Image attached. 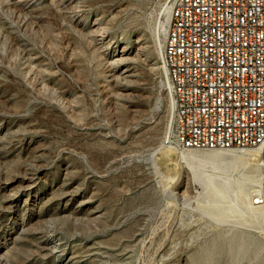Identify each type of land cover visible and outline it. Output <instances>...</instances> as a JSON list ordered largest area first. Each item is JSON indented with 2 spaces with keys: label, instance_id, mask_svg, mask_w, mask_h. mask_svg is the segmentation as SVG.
<instances>
[{
  "label": "rangeland",
  "instance_id": "1",
  "mask_svg": "<svg viewBox=\"0 0 264 264\" xmlns=\"http://www.w3.org/2000/svg\"><path fill=\"white\" fill-rule=\"evenodd\" d=\"M171 1L64 0L31 11L0 1V264H60L41 248L51 219L48 242L68 254L97 248L82 264H208L207 250L232 234L245 236V250L234 258L213 248L220 264H264V218L249 209L211 217L195 177L203 150L182 157L165 144L173 109L157 43ZM122 47L124 59H106ZM123 67L133 75L119 76ZM240 168L227 172L233 184ZM243 169L254 171L249 197L264 209V154ZM26 176L34 188L12 212L4 197ZM62 182L75 194L65 210L54 194ZM84 199L99 216L83 217Z\"/></svg>",
  "mask_w": 264,
  "mask_h": 264
},
{
  "label": "built area",
  "instance_id": "2",
  "mask_svg": "<svg viewBox=\"0 0 264 264\" xmlns=\"http://www.w3.org/2000/svg\"><path fill=\"white\" fill-rule=\"evenodd\" d=\"M161 63L173 101L167 146L262 143L264 0H172Z\"/></svg>",
  "mask_w": 264,
  "mask_h": 264
},
{
  "label": "bare ground",
  "instance_id": "3",
  "mask_svg": "<svg viewBox=\"0 0 264 264\" xmlns=\"http://www.w3.org/2000/svg\"><path fill=\"white\" fill-rule=\"evenodd\" d=\"M0 1L17 8L19 11H31L33 6L36 3L46 2L49 4L59 5L63 3L64 0H0ZM169 10H170V7L167 6L166 7V22L160 23V27H161L160 30H162L163 32H166L167 24L169 21ZM94 23L95 22L93 21L90 27L95 26ZM135 42H137L136 45L138 46L141 45L138 39H136ZM157 45L160 48V51L162 53L163 44L161 42L160 35H158ZM124 50L125 49L123 47L116 51L113 50V52L109 56H107L106 59H108V61L111 63L116 62V61H121L122 59H124L125 57L124 55L126 54ZM114 74L115 72L113 71L112 75ZM117 74L123 78H126L128 76H132L133 72L127 67H123ZM164 74L167 79L166 71H164ZM168 88L170 91V85L168 86ZM170 102L172 104V109H173L172 99H170ZM172 120H173V116H172ZM172 120H171V123H172ZM263 149H264V140H262L261 144H259L256 147H252V148H243V149H221V148L194 149V148H189V149L179 150V154L182 157H184L186 154H189L190 156L194 154L196 150H203V151H200L201 153L199 155V165L196 169L195 177L198 180H200L201 181L200 183H202L203 185V193L205 196V202L203 203L202 207L209 215H211V217L213 216L217 219H220L221 221L223 219L227 220L226 217L235 215V214H239V215L244 214L245 213L244 211H246L245 209H249V211L252 213V216L255 219L264 218L263 205L256 203V202H259V200H255V198L259 197V195L253 194V195H250L249 197L250 191H248L249 186H247V184H249L250 182L252 183V181L254 180L253 170H255V167L253 170L243 169L244 164L247 163L249 160H253L255 156L264 154ZM207 167H210V169H207ZM239 167H242V169L240 168L241 177L240 179H238L237 182L233 184L230 179L231 177L229 178L227 176V172H229L230 170L239 169ZM33 188H34V182L32 180V177L30 176L24 177V180L22 181V184L20 185V188L18 189V191L17 192L15 191L14 193H9L8 195L4 197L6 208H10V210L14 212L15 207H17V196L19 195V193L21 192L31 193ZM231 188L233 189L234 193L236 192L233 198L229 197V190ZM238 191L239 193H241L242 196H238L237 194ZM54 194H56L58 197L55 199L60 200V202L63 201V204L61 206L63 210L68 209L71 202L75 198V194L73 193V191L68 190L66 183H63V182L58 185V192ZM30 202H31V199L29 202L27 200L24 201L26 205H30ZM78 207H79V210L81 211V214H83L84 218L99 216L98 210L94 209L91 206L90 201L86 199L80 200L78 203ZM45 229L47 230L41 231L39 233L42 237L41 248L46 250L47 253L57 257V259L60 261L59 262L60 264H82L85 256L94 254L95 249H97V248H88L87 250H85L86 252L85 254H80V253H75V252L68 254V251L66 250V248L62 246L60 243H57V241L48 242L51 238L55 236L54 221L52 219L48 221V224L45 227ZM13 237L14 235L9 237V239H12ZM244 237L245 236L242 234H232L226 240L225 246L222 245L221 243L213 244L212 248L208 249L205 254L207 263L208 264H220V261L218 259H215L213 255L214 254L212 252L213 248L222 249V247H224L226 248L228 252H231L234 258L239 257L242 254V252L245 250V247L242 243ZM246 245L248 248L253 247L251 242H249ZM254 248H255V245H254Z\"/></svg>",
  "mask_w": 264,
  "mask_h": 264
}]
</instances>
